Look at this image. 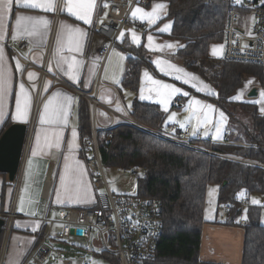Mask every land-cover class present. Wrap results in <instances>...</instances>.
<instances>
[{
    "label": "crops",
    "instance_id": "obj_1",
    "mask_svg": "<svg viewBox=\"0 0 264 264\" xmlns=\"http://www.w3.org/2000/svg\"><path fill=\"white\" fill-rule=\"evenodd\" d=\"M26 2H32V0H13L11 5H6V0H0V50H2L0 65L3 66L6 80L0 129L10 115L14 123L27 124L30 122L32 107L36 101V97L34 98L35 87L41 79L45 82L40 118L28 153L29 156L31 155L33 165L26 175L23 200H21L20 207L17 208L19 217L14 222L4 264H22L37 240V235L41 231L39 218L46 211L47 213L49 211V215L54 212L57 216L56 209L59 208L90 207L97 203L96 186H94L86 161L81 155L79 110L81 97L85 96H82L75 88L92 96L95 94L96 80L101 78L103 88L98 96L100 105L96 107L91 102L89 104L91 119L101 130L125 123L118 114L131 115L132 104L138 98L141 101L156 103L164 111L167 108L168 119L164 125L173 123L179 129L187 124L192 125L194 139L224 142L228 138L226 113L213 102L192 93V90H195L214 96L217 90L199 74L184 67L180 58L177 57V52L184 48L188 42L184 39L170 37L174 20L167 18L170 5L168 1L155 0L150 7L138 6L132 12L135 18L145 23L146 29L134 28L127 35L132 43L144 44L153 53L154 66L163 75V77H157L148 68H142L138 92L122 86V81L128 70V56L121 49L115 47L102 72L99 68V50L107 44V41L94 30V18L96 14H102L105 11L103 0H63L62 3L60 0H53L54 9L52 11L21 6ZM36 2L45 3L47 0H36ZM88 4H91L90 8L84 7ZM157 4H163L166 7L163 10L156 9L157 15L153 17L154 22L149 23L148 17L144 14H151L154 5ZM68 7H72L73 11L78 14L87 11L90 22L85 23L83 20L77 19L76 16L70 15ZM137 9L142 11L137 12ZM18 16L32 17L33 19L22 20L17 26ZM67 26L80 29V32L72 35L71 40ZM165 28L166 30L161 31ZM149 36L152 37V41L148 40ZM21 37H28L30 46L18 55L10 45L15 44V41ZM51 38H53V48L47 56L46 50ZM223 53L222 43L211 44L210 57L222 58ZM29 62H32L33 65H30ZM69 64L72 65L71 69H69ZM42 66H46L50 73L59 77L61 81L51 76L41 78L40 67ZM176 69L183 71L177 72ZM166 72L169 74L166 75ZM30 73L33 74L31 78ZM185 73L191 74V76H186ZM177 75L181 79H176ZM192 76L196 77V80L193 81ZM185 79L190 82L183 83ZM62 81H65V84ZM154 81H159L160 84H156ZM193 83L197 87H193ZM21 84L24 85L23 91L20 88ZM163 84L181 90L180 93H173L169 96L166 104L161 103L162 97L158 95V90L160 92L169 91L161 87ZM243 88V94H249V97L253 88L257 89V96L264 93L259 79L249 75L244 77L243 84L238 90ZM237 91L231 95V100L257 103L260 114L264 113L259 105V102L262 101L259 99L264 96L261 95L259 99L254 98L246 101L243 99V94L238 96ZM184 92H187L188 95H183ZM54 93H60L55 102H63L65 95L71 97V100L67 101L65 118L52 119L50 110L48 113L45 112L44 105ZM18 98L19 112H17ZM177 99L179 108H176L175 104ZM195 101H199V104ZM94 110H96V115L93 120ZM42 116L45 121L43 123L41 122ZM3 181V177L0 176V184ZM12 187L14 186L7 187L4 212L12 208L11 200L8 199L11 197ZM45 189L47 196L44 195ZM1 215L2 212H0ZM216 219L223 220L218 215ZM261 223L264 225V215L261 218ZM244 235V229L241 227L213 224L209 219L208 224L204 226L202 259L218 261L223 264H242ZM2 239L3 233L1 234L0 248Z\"/></svg>",
    "mask_w": 264,
    "mask_h": 264
},
{
    "label": "trees",
    "instance_id": "obj_2",
    "mask_svg": "<svg viewBox=\"0 0 264 264\" xmlns=\"http://www.w3.org/2000/svg\"><path fill=\"white\" fill-rule=\"evenodd\" d=\"M165 1L170 3L167 18L174 20L170 37L188 42L177 52V57L185 67L206 78L217 93L210 96L185 87L227 114L228 138L224 142L193 139L192 142L202 150L119 123L98 132L102 160L105 167L139 171L136 196L156 197L163 201L164 232L157 245L158 254L144 264H223L202 259L204 226L209 222L205 218V208L210 185L219 187L218 209L229 206L226 210L224 208L223 220L215 219L212 223L243 228L242 264H264L263 207L251 204L247 197L246 223L238 219L244 212L241 192L264 194V113L260 114L257 103L230 99L242 86L246 75L258 78L264 90V66L209 56L211 44L223 41L226 2ZM116 47L128 56L123 87L138 92L144 67L155 76L163 77L154 66L153 53L144 44L136 45L125 35ZM89 104L85 97H81L79 132L81 155L85 160L90 150L84 138L92 128ZM179 107L176 104V108ZM130 114L154 129L163 126L168 119V112L158 104L138 98L133 102ZM13 123L10 115L0 129V137ZM0 176L4 179L0 190V212L3 213L7 187L13 184L5 173ZM14 193L15 187H12L8 198L11 202Z\"/></svg>",
    "mask_w": 264,
    "mask_h": 264
},
{
    "label": "built area",
    "instance_id": "obj_3",
    "mask_svg": "<svg viewBox=\"0 0 264 264\" xmlns=\"http://www.w3.org/2000/svg\"><path fill=\"white\" fill-rule=\"evenodd\" d=\"M62 1L60 0L61 3ZM154 1L103 0L105 11L102 14H96L94 18V30L107 41V44L100 48L98 54L101 72L111 51L122 37L129 34L134 28L146 29L145 23L132 14L135 7L150 6ZM221 1L227 3L224 37L221 42L224 46L222 58L226 61L264 66V0ZM29 46L30 39L28 37H21L15 41V44L10 45L18 55L27 50ZM52 48L53 38L47 47V56ZM29 64L33 65L32 62ZM40 72L41 78L51 76L61 81L59 77L52 75L46 66L40 67ZM62 82L65 84V81ZM102 88L103 82L99 77L96 80L94 95H88L78 88L75 90L97 107L100 105L98 96ZM178 103L179 100L177 99L176 104ZM95 115L96 110L93 111V120ZM118 115L122 117L125 123L147 133L185 147L202 149L192 142L194 135L190 124L179 129L177 125L168 123L154 129L139 122L129 114ZM99 130L101 129L95 121H92L91 132L84 138V142L90 150L89 157L85 161L92 177L95 178L97 203L90 207L56 209L57 219H51L49 211L48 213L46 211L39 218L41 231L37 235V240L22 264H47L49 262L53 252L49 240L54 234L53 229L57 223L61 225V229H58L55 234V237L59 239H68L74 236L89 240L93 234H96L104 244L100 254L110 264H144L146 261L157 257V245L164 232L163 201L156 197L135 196L130 198L126 195L116 194L111 190L105 173L106 167L100 153ZM34 131L35 124L31 122L27 128L20 169H22L30 151ZM139 175V171L134 173L135 177H139ZM46 192L45 189V196H47ZM241 202L243 208H247L246 196L241 197ZM224 208L226 210L229 206L226 205ZM1 216L5 220V224L2 231L0 264H4L10 235L19 214L15 210V205L12 204V208L2 213ZM240 222L245 224L246 219H240ZM78 231H81V234H78ZM84 264L93 263L90 260H85Z\"/></svg>",
    "mask_w": 264,
    "mask_h": 264
},
{
    "label": "rangeland",
    "instance_id": "obj_4",
    "mask_svg": "<svg viewBox=\"0 0 264 264\" xmlns=\"http://www.w3.org/2000/svg\"><path fill=\"white\" fill-rule=\"evenodd\" d=\"M143 7L146 8L150 6H143ZM160 10H163V9H160ZM204 79L208 81L206 78ZM44 83L45 82H43V79H41L37 83L38 85H36L35 87L34 98L36 97V101L32 107L33 115L31 113V120L29 123H27L28 125L31 122L34 123L35 129L37 127L38 120L40 118V110L42 107V100L44 97V86H45ZM208 83L210 82L208 81ZM211 86L213 85L211 84ZM243 90L244 88L242 90L237 91L238 96H241L243 94ZM242 96H243V99L246 101L249 99H254V98L259 99L261 97V95L257 97H249V94H246V93H244ZM261 99L262 101H264V98H260L259 100L261 101ZM259 103H260L259 104L260 107L262 108L264 105H262L261 102ZM99 112L101 114L100 109H99ZM32 165H33V160L31 158V155L30 156L28 155L24 163V167L20 169L16 180L14 182H11V184H13L15 187V193H14V196L12 197L11 203L15 205L16 211H17V208L20 207L21 200H23L22 196L24 193L23 189H25V184H26V175H27L28 170H31ZM105 173H106V177L109 182L110 188L114 193L126 195V196H129L130 198H134L136 196L137 190H138L137 179H136L137 177L134 176V172L132 170H124V169L117 168V167H107L106 166ZM93 183L95 186V178H93ZM0 186L2 185L0 184ZM71 190H72V187H71ZM218 192H219L218 186L210 185L208 187V194H207V201H206V208H205V217L206 219H208L207 221L211 219L213 222L216 219L217 215L221 218H224L226 214L224 208L218 209ZM240 196L242 197L246 196L249 198L251 204L260 205L261 207H263V215H264V194L255 193V194L247 195L244 192H241ZM253 201H256V203H254ZM246 210H247L246 208L243 210L244 211L243 214L238 219H246V216H247ZM33 214H35V212H33ZM49 216L51 219L57 218L56 213L54 212L50 213ZM58 229H61V225L59 223L55 225L53 229L54 234L49 240V243L52 247L53 252L47 264H84L85 260H90L93 264H110V262L105 261L102 255L100 254L102 252V249L104 248V244L101 242L99 237L96 236V234H93L91 239L89 240H86L84 238L74 237V236L68 239H59L55 237V234Z\"/></svg>",
    "mask_w": 264,
    "mask_h": 264
},
{
    "label": "snow or ice",
    "instance_id": "obj_5",
    "mask_svg": "<svg viewBox=\"0 0 264 264\" xmlns=\"http://www.w3.org/2000/svg\"><path fill=\"white\" fill-rule=\"evenodd\" d=\"M12 2H13V0H6V5H11ZM21 6L31 7V8H39V9H41L43 11H52L54 9V2H53V0H47V2H45V3H38V2H36V0H32V2H26V3L22 4ZM84 7L90 8L91 4H88V5L84 6ZM165 7H166V5L157 4V5H154V9H153V12L151 14L145 13L144 15H146L148 17L149 23H153L154 22L153 17L157 15L156 9H163ZM9 11H10V9H9ZM68 11H69L70 15L76 16L77 19L83 20L85 23H89L90 22L87 11H83L82 13L78 14L77 12L73 11L72 7H68ZM136 11L137 12H141L142 10L141 9H137ZM134 15H135V13H134ZM32 19H33L32 17L18 16L17 20H16L17 26L20 25L22 20H32ZM44 23H47V21H44ZM67 27H68L70 40H71L72 35L74 33L80 32V29H73V28H71V26H67ZM164 30H166V28L165 29H161V31H164ZM13 39H15V36H13ZM148 40L152 41V37L149 36ZM0 52H2V50H0ZM0 59H2V55H0ZM157 63H159V62H157ZM170 67H172V66L170 65ZM71 68H72V65L69 64V69H71ZM176 71L177 72H182L183 70L182 69H176ZM165 74L167 75L169 73L166 72ZM32 75L33 74H31V73L29 74L30 78H31ZM145 75H147V73H145ZM185 75L186 76H191V74H188V73H185ZM175 78L176 79H181V77L179 75H177ZM73 79H75V78L73 77ZM192 80L193 81L196 80V77L192 76ZM189 82L190 81L188 79L183 80V83H189ZM154 83L160 84L159 81H154ZM5 84H6V80H5V75H4V71H3V66L0 65V116H2V114H3L2 113V102H3V97H4L5 91H6ZM192 86L193 87H197V85L195 83H193ZM161 87L163 89H168L169 90L168 92H160L158 90V95H161V97H162L161 103H164V104L167 103V98L169 96H171L173 93H180L181 92V90L179 88H175V87H173L171 85H168V84H163V85H161ZM20 88L23 91L24 85L21 84ZM197 90H199V89H197ZM59 95H60V93H54L53 96L50 97L48 102L45 103V105H44V109H45L46 113H48L49 110H50V117L52 119L65 118L66 117V109H67V101L71 100V97H68V96L65 95L63 102H55L56 101V97H58ZM183 95L187 96L188 93L184 92ZM261 95L264 96V93H261ZM141 98L143 99V97H141ZM195 103L199 104V101H195ZM261 103H262V105H264V101H261ZM19 111H20V102H19V98H18L17 99V112H19ZM165 111H167V108H165ZM262 111H264V107H262ZM221 115H223V113H221ZM41 122L42 123L45 122L43 116L41 117ZM181 127H183V125H181ZM253 202L256 203V201H253Z\"/></svg>",
    "mask_w": 264,
    "mask_h": 264
},
{
    "label": "water",
    "instance_id": "obj_6",
    "mask_svg": "<svg viewBox=\"0 0 264 264\" xmlns=\"http://www.w3.org/2000/svg\"><path fill=\"white\" fill-rule=\"evenodd\" d=\"M257 95V89L253 88L250 91V97ZM27 128L28 125L25 123H13L0 137V173H5L10 182L15 181L20 170ZM4 224L5 220L0 217V240ZM78 234H81V231H78Z\"/></svg>",
    "mask_w": 264,
    "mask_h": 264
},
{
    "label": "flooded vegetation",
    "instance_id": "obj_7",
    "mask_svg": "<svg viewBox=\"0 0 264 264\" xmlns=\"http://www.w3.org/2000/svg\"><path fill=\"white\" fill-rule=\"evenodd\" d=\"M1 185H2V183H1Z\"/></svg>",
    "mask_w": 264,
    "mask_h": 264
},
{
    "label": "bare ground",
    "instance_id": "obj_8",
    "mask_svg": "<svg viewBox=\"0 0 264 264\" xmlns=\"http://www.w3.org/2000/svg\"><path fill=\"white\" fill-rule=\"evenodd\" d=\"M243 207V206H242Z\"/></svg>",
    "mask_w": 264,
    "mask_h": 264
}]
</instances>
